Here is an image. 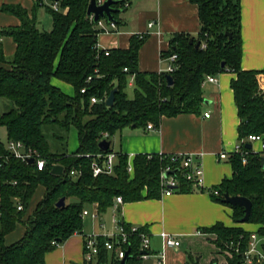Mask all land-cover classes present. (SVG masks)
<instances>
[{"label": "trees", "instance_id": "obj_1", "mask_svg": "<svg viewBox=\"0 0 264 264\" xmlns=\"http://www.w3.org/2000/svg\"><path fill=\"white\" fill-rule=\"evenodd\" d=\"M90 1L58 0L59 10L47 8L52 17L51 31H41L35 19H30L20 7H4L21 20V26L0 32L1 37L10 38L16 44L11 60L6 59L0 45V99L12 104L5 112L0 111V127L6 129L8 142L19 141L27 150H36L46 160V167L39 171L35 164L17 159L0 143V264H44L49 252L82 233L83 212L88 207L96 205L97 214L103 215L115 206L117 197L124 203L161 198L160 175L166 161L159 155L152 154L150 159L149 155L137 154L132 160L133 171L129 173L128 155L116 153L113 174L99 177L92 174L93 157L111 153L112 139L125 128H147L151 123L157 127L166 117L199 114L204 103L205 79L210 75L227 72L235 75L231 89L238 109V141L264 136V93L259 82L264 68L255 71L242 68L240 0H190L198 6L201 29L194 37L174 36L163 55V58L178 56L177 70L171 74L173 86L168 85L166 73L140 71L139 50L147 41L146 36L134 35L128 49H98L101 32L99 22L88 15ZM115 1L113 7L119 10L114 15L117 24L120 23L118 14L126 9L129 0ZM197 42H200L199 48L195 47ZM131 77L133 99L127 94ZM53 80L70 85L73 96L55 87ZM116 88L115 104L108 107L107 97ZM83 89H87L84 94ZM92 97L100 102L92 103ZM45 125L63 132L77 129L76 153H52L42 130ZM56 138L64 141L63 137ZM104 140L111 143L106 153L99 148ZM247 151L246 164L240 154L230 157L232 178L213 187L218 195L210 193L213 200L232 208L236 224L229 228L216 223L203 230L216 236L211 244L224 252V264H245L243 255L252 235L240 227L244 209L227 205L226 194L252 201L251 216L245 223L257 226V233L264 236V169L261 167L264 154ZM57 165L64 167L61 176L52 174ZM71 170H80L82 175L74 179L69 175ZM181 186V194L194 192L188 182ZM39 187L45 189V195L29 214ZM63 197L66 206L58 208L56 204ZM19 204L22 210L18 209ZM18 225L25 227L23 238L8 245L7 236ZM125 227L130 230L129 225ZM143 232L145 229L140 228L138 234L130 235L127 246L124 245L131 249L132 258L127 264H142ZM106 242L100 236L96 260L83 264H120L115 253L105 248ZM237 247H240L239 253L234 251Z\"/></svg>", "mask_w": 264, "mask_h": 264}, {"label": "crops", "instance_id": "obj_2", "mask_svg": "<svg viewBox=\"0 0 264 264\" xmlns=\"http://www.w3.org/2000/svg\"><path fill=\"white\" fill-rule=\"evenodd\" d=\"M51 0H0V32L11 27L21 26V20L4 7H20L27 11L30 19H35L42 31H51L52 17L48 4ZM104 1V0H102ZM242 18V68L244 70H262L264 68V0H240ZM50 5V4H49ZM52 5V4H51ZM50 5V7H51ZM126 9L118 14L114 27L104 19L99 21L100 30L98 49H128L133 36H146L147 41L139 50L138 66L144 73H161L168 66L163 58L169 49L170 41L178 34L197 36L201 23L199 9L190 0H129ZM43 7V8H41ZM48 10L50 21L48 30L42 24L44 13ZM150 24H154L150 28ZM3 53L11 60L16 50L14 40L3 38ZM166 64L167 67H164ZM235 78L232 73L217 76L216 83H206L203 87L204 103L199 114H181L177 117L163 118L157 130L147 128H125L115 138V153H123L134 159L137 154L172 155L189 153L203 155L205 191L175 193L168 197L142 200L115 206L103 215H98L93 228L84 227L82 233L75 234L63 244L49 252L44 264H83L85 262L84 242L87 236L107 235L114 231L113 218L117 215L129 226L144 228L150 237L153 255L164 252L162 233L173 234L180 241V248L165 250L166 264H211L218 261L224 264L219 249L211 244L216 236L199 231L212 228L216 223L226 227L235 226L233 210L223 203L213 200L209 193L224 179L232 178L233 170L228 161H220L218 153L230 151L238 141V109L231 89ZM264 80V79H263ZM129 87L134 89L130 79ZM264 83V81H263ZM52 84L65 94L73 96L74 90L60 80ZM209 113L210 118H205ZM156 127V126H155ZM75 151L68 153L75 154ZM260 144L253 147L258 151ZM42 195L31 204L32 214L37 203L45 195V189L39 187ZM97 213V206L88 207ZM88 208L86 209L88 212ZM90 214V212H89ZM90 217V215L83 217ZM241 228L257 233L258 227L242 224ZM204 232V231H203ZM25 233V227L18 225L16 231L7 236L8 245L17 243ZM155 258L142 261V264H155Z\"/></svg>", "mask_w": 264, "mask_h": 264}, {"label": "built area", "instance_id": "obj_3", "mask_svg": "<svg viewBox=\"0 0 264 264\" xmlns=\"http://www.w3.org/2000/svg\"><path fill=\"white\" fill-rule=\"evenodd\" d=\"M100 3L102 0H98ZM55 11L59 10L58 2H54L51 5ZM114 27V24H110ZM154 24H150V28L153 27ZM3 43V37L0 36V45ZM205 46H203L204 48ZM168 62V67L161 73L172 74L177 70L176 62L178 60V56L173 54L167 58H164ZM127 72L128 70L125 69ZM260 88L264 93V83L263 79L264 76H260ZM133 81V77H131ZM205 83H216L217 82V75L213 76L210 75L206 77ZM90 81V78L88 82ZM87 89H83L82 93H86ZM100 101L97 98L92 97V103H99ZM205 118H210V114L206 113ZM147 129L149 131L157 130V127L154 124H148ZM108 138V135L105 136V139ZM260 144V148L258 151L253 149V144ZM250 144L252 145V151L255 154H264V136H249L242 142H238L234 148L230 151H221L218 153V158L220 161H228L233 154H240L243 157V163H247V156L249 149H244V146ZM7 149L16 157L25 162H29L31 158L35 161L34 164L36 165L39 171H42L46 167V160H44L36 150L29 149L27 150L25 146L19 141H11L7 143ZM162 157V160H165L166 163L161 169L160 175V187H161V197H168L175 193H179L180 188H182L183 182H188L191 184L192 189L194 191L198 190H206L203 186L204 184V173L203 171V155L202 154H189V153H182V154H172V155H159ZM89 158V156H86ZM117 154L112 151L111 153H107L106 155L97 154L93 157L94 161L92 163V174L94 177H99L101 175H111L113 174L114 167L116 164ZM150 159L152 158L151 155L148 156ZM102 160V161H100ZM132 158L129 157L128 163V172L132 173ZM70 177L77 179L80 177L81 171L80 170H71L69 172ZM209 193L218 195L216 190H210ZM115 207L118 208L122 206L123 199L121 197L115 198L114 201ZM19 210H22L23 207L19 204ZM90 215L87 210L83 212V217ZM94 217H98L97 213L93 214ZM114 223V231L110 232L107 235H94V236H87L84 242V250H85V261L87 262H94L100 252L98 248V238L103 236L107 239L105 243V248L110 251L114 252L116 258L121 262L128 251L127 246L128 238L132 234H138L140 228L135 226H130V230L127 231L125 224L119 219V216H115L113 218ZM203 231H199L197 235H202ZM163 239V248L170 249V248H180V241L176 239L173 234L162 233ZM129 247V245H128ZM142 253L140 258L142 261L150 260L151 258H155V264H166V254L165 250L162 253L157 255H153L151 248H150V237L149 234L143 232L141 233V247ZM236 253L240 252V247L234 249ZM229 256V254H227ZM244 260L245 264H264V236L259 235L258 233H253L249 239L248 248L244 253Z\"/></svg>", "mask_w": 264, "mask_h": 264}, {"label": "water", "instance_id": "obj_4", "mask_svg": "<svg viewBox=\"0 0 264 264\" xmlns=\"http://www.w3.org/2000/svg\"><path fill=\"white\" fill-rule=\"evenodd\" d=\"M55 2L58 1V0H54ZM117 2L115 0H104L102 1L101 3L98 1V0H91L90 3H89V8H88V15L90 17L93 18V20L95 22H99L101 21L102 19H105L107 20V22H109V24H116L115 23V20H114V15L117 14V12L119 11L118 9L116 10L113 5H115ZM231 37V35H230ZM194 43V40L191 39L190 40V44H193ZM195 47L196 48H199L200 47V42H197L195 44ZM226 64H223V67H225ZM166 81H168V85L169 86H173L174 85V81H173V77L172 75L170 74H167L166 75ZM118 92V89H114L110 95L107 97V100H106V105L108 107H113L114 104H115V95L117 94ZM136 128V127H134ZM99 148L102 152L106 153L110 147H111V143L110 141L108 140H104V141H101L99 143ZM246 148L251 150L252 149V145L250 144H247L246 145ZM34 160L31 158V160H29V165H33L34 164ZM261 167L264 169V159H262L261 161ZM64 172V167L61 165H57V166H54L53 170H52V174L53 175H57V176H61ZM224 200H225V203L227 205H232V206H239L241 208L244 209V212H245V217L240 221L241 224H245V222L248 221V219L250 218L251 216V212H252V201L249 200L248 198L246 197H240V196H230L228 194H226L224 196ZM65 202H66V199L63 197L57 204L56 206L58 208H62V207H65ZM132 258L131 256V249H129L125 255V258L120 262V264H127L128 260H130Z\"/></svg>", "mask_w": 264, "mask_h": 264}, {"label": "rangeland", "instance_id": "obj_5", "mask_svg": "<svg viewBox=\"0 0 264 264\" xmlns=\"http://www.w3.org/2000/svg\"><path fill=\"white\" fill-rule=\"evenodd\" d=\"M48 2H49L48 4L45 3V6L50 7V5L52 3H51V1H48ZM41 8H43V7H41ZM41 12L44 13V16H43L44 20H43L42 24H44L45 29L48 30V28L51 27V26H49V22H51V21H50L48 10H46L44 8V9H41L40 13ZM164 67H167L166 64H164ZM68 86L71 88L70 85H68ZM127 94H128V97L133 99L134 98L133 97L134 96V89L128 87ZM11 105L12 104L9 101H6L4 99H0V111L1 112H5L9 106L11 108ZM42 130H44V136L46 137L48 144L50 145V150L52 153H61L63 151L70 153L72 151H75L76 147L79 145L78 144V131H77V129L71 128L70 131L63 132L61 130L59 131L58 129L52 127L51 125H45ZM119 135H120V133H118L112 139V143H113L112 144V150L113 151H116L115 138H117ZM56 137H59V138L63 137L64 141H60ZM62 142H65V143L62 145ZM0 143H2L4 146H6L8 143V134H7V131L4 127H0ZM256 145L257 144H253V147L256 148ZM41 195H42V191L40 190V188H38L37 192L33 198L34 203H35V200L39 199ZM88 210L90 212V217H86L83 219L84 220V227L89 228L91 230L97 219H95L96 217L93 216L94 212L89 208H88ZM97 221L99 222V220H97ZM219 253L222 256H225L224 252L219 251Z\"/></svg>", "mask_w": 264, "mask_h": 264}]
</instances>
